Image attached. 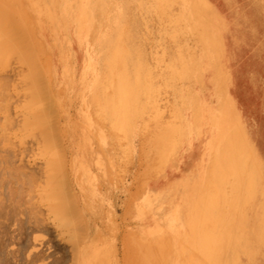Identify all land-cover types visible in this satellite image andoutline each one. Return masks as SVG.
I'll return each mask as SVG.
<instances>
[{
  "label": "rangeland",
  "instance_id": "1",
  "mask_svg": "<svg viewBox=\"0 0 264 264\" xmlns=\"http://www.w3.org/2000/svg\"><path fill=\"white\" fill-rule=\"evenodd\" d=\"M3 1L30 8L34 35L23 48L48 66L50 129L42 150L21 130L27 66L0 41V264H78L90 242L106 264H170L172 249L175 264H264V0ZM119 47L126 134L112 125L107 88ZM181 105L189 132L161 150L157 127L178 124L171 109ZM221 136L230 149L215 164ZM56 158L69 188L60 196H74L80 219L69 213L67 226L40 191L45 161ZM173 208L198 218L190 247L178 237L167 246Z\"/></svg>",
  "mask_w": 264,
  "mask_h": 264
},
{
  "label": "bare ground",
  "instance_id": "2",
  "mask_svg": "<svg viewBox=\"0 0 264 264\" xmlns=\"http://www.w3.org/2000/svg\"><path fill=\"white\" fill-rule=\"evenodd\" d=\"M45 1L46 0H29V4H31V3L33 4L36 2H38V3L42 2V3L46 4ZM25 3H27V2H25ZM29 9L30 8H28V7L23 8L21 3L16 4L15 2L9 3V2H4L3 0H0V41L5 42L6 43L5 46H6L7 50H10L11 52L14 51L17 55H19L20 61L24 62L27 66V72L25 73V76H24V80H25V78L27 79L26 82L29 80L28 83H26L27 88H26V94H25L27 97L26 108H25L26 114L20 122V128H21V130L26 131V133L28 131V134H33L34 141H35L36 146H37L36 148H38V149L41 148V150H42V144L45 140V136L46 135L48 136V133H49L48 130L50 129L46 125L47 121H49V119H47V113H48L49 107L47 106V101H45V99H44L45 93L42 91V90H45V88L47 87L48 81H49L48 66L37 64L36 58L32 59V55L29 54L25 50V48H23V47H25L24 44L27 43L30 38H32L31 35H34L32 28L30 29V25H31L30 22H31L32 16L29 12ZM81 19H83V16L78 15V20L80 22H82ZM18 23H21L22 25H24V27L26 29H23L22 31L19 30L17 28V25H19ZM77 29L80 30V26H78ZM1 50H2V47L0 46V53H1ZM124 52H125V50L123 47H122V49H120V47H119V49L116 51L115 71L112 74V77L109 81V85L107 88L110 90L109 100L112 102L113 105L117 104V109H116L117 112H116V115L112 121V125L116 126L117 129H119L121 133L126 134L129 121H128L127 106L125 103V99H126L128 93H127V84L125 83V76H124L125 75L124 61H123V58L125 56ZM117 59L121 60L119 67H117V63H118ZM184 107H185L184 105H181L178 108H175V106H174L171 109L172 110L171 116L178 119V122H179L178 124L173 122V123H170L168 125H164V124L161 125L165 129H162L161 126L157 127V128H159L158 129L159 131H161V132L163 131L162 133H160L162 138L158 141L159 142L158 146L160 145L159 147H162L159 149L164 150L167 147L168 148L170 147L169 151L170 150L174 151L177 147H179L181 138L186 133L189 132L188 123L185 122L184 115H183ZM193 110L196 112V115H197L199 109H198L196 104L193 105ZM155 120L157 121L158 119L155 118ZM159 122H163V121H159ZM160 124H162V123H160ZM238 131L234 130L232 132V135L230 138H235V137L239 138L240 133ZM148 132H149V130H148ZM151 140H149V141H151ZM149 141H148V143H149ZM150 144H152V143H150ZM153 144H154L153 148H155L156 145L154 142H153ZM144 145H145V143H144ZM211 146H212V149L216 153V159H215L214 163L215 164H219V163L224 164V154L227 151H229V149H230V145L227 142L226 138H223V136H221L217 142L212 141ZM148 148H150V147L148 146ZM25 149H27V148H24L23 150H25ZM150 149H152V148H150ZM144 150H145V148H144ZM155 150L158 151L157 153L155 152L158 155L160 151L157 148ZM23 152L24 151H22V153ZM156 154L154 155L155 157H157ZM146 156H147V154H146ZM158 158L160 159L159 161L162 163L163 162L162 157L158 156L156 160H158ZM147 161H148V159H147ZM54 162L55 163L58 162L59 165L52 166L54 164ZM144 163H145V160H144ZM62 164H64V163L62 161H60V159H57V158L53 159V160L51 159L50 161H47V160L45 161V170H44V176L45 177H43V178H45V180H44L43 184L41 185L40 191H41V194L48 201V203L50 202L49 206L53 210V211L52 210L51 211L60 220L61 224L64 226L65 225L67 226L68 221L69 222L71 221L68 219V218H70V217H68L69 213L73 214L74 215L73 217L76 218L78 221H80V219L78 218L79 215H78V211L76 209L77 206L75 204L76 202H75L74 196L73 197H72V195L71 196L65 195L62 197L60 196L62 194V192H65L66 189H69L67 186L68 183L66 181L67 180L66 172L64 171ZM157 167H158V165H157ZM198 169H196V171ZM197 173H199V170L197 171ZM153 174H155V173H153ZM184 181H185V183L183 185L186 186L188 179H187V181L186 180H184ZM43 196H41V197H43ZM67 198H68V200H67ZM151 200H152V198H149V196H148V198L142 197V199L139 200L138 206L140 207V209H137L138 214L140 213V215H143L144 213H146L145 212L146 209H148L150 207V205L152 204V202L154 201V200H152V201ZM65 201H69L70 203L69 202L65 203ZM66 204L68 205V207ZM10 207H12L11 203L9 204V209H10ZM178 207L179 206L177 205L176 208H178ZM176 208H173L172 210H169L167 212L168 217L165 219V221H166V229H168V230H167V233H165V234H169L170 237L166 236V237H164V239L167 238L166 239L167 246L169 245V242H168V239H169L170 243H172L171 247H174L173 238L174 237H178L179 239L181 238L182 246H185V248H187L188 246L189 247L192 246L197 241L196 233L198 232V230H196V228L198 227V218L193 211H189L188 213H190V214H187V217H185ZM48 209H49V207H48ZM11 212L14 213L13 210ZM11 214H10V212L9 213L6 212L4 217H8V215H11ZM12 215L14 216V214H12ZM2 216H3V214H2ZM7 220H8V218H7ZM11 221L12 220L10 219V222ZM72 223H73V221H72ZM77 224H75V226ZM79 225H80V223H79ZM75 228H76V230H75ZM79 228L82 229L80 226H79ZM79 228H78V230L81 233L82 230L80 231ZM71 229L77 231L76 232L77 234L75 233V231H73ZM68 230L72 231V232L70 231V233H72V234L74 233V234L78 235L77 227H74V225H73V227L69 228ZM68 230H67V232H68ZM148 230H149V232H148ZM146 231H147L146 234H149V235H153L154 232H155V235H157V236L159 235L158 229H156V231H155V228L152 229L149 226H146ZM206 240L211 242V241H214L215 239L209 233V235L206 236ZM136 242L139 243V240H136ZM149 245H151V244H149ZM77 246H78L77 243L75 246H72V247L76 248V249H74L75 254H76V251H78ZM144 246H146V244ZM145 249H148V246H146ZM145 249H143V251H145V253H146L147 250H145ZM216 249L218 250V248H216ZM71 251H73V248L71 249ZM146 254H148V253H146ZM174 254H175V252L172 249V255H170V260H169L170 264H175L174 263ZM164 256H165V252H164ZM102 257H103L102 253L94 250V242H90L88 244L87 249H84L80 252L78 264H106V262L103 260ZM147 257H149V256H147ZM215 257H216V259L218 258V260H219V253L215 254ZM145 259H146V256H145ZM143 260H144V258H143ZM149 261L151 262L150 259H149ZM147 264H150V263L148 262ZM152 264H155V263H152ZM188 264H198V263L196 262V260H194L191 257V260L189 259Z\"/></svg>",
  "mask_w": 264,
  "mask_h": 264
}]
</instances>
